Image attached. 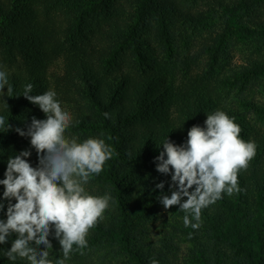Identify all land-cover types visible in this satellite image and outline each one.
Here are the masks:
<instances>
[{
	"label": "trees",
	"instance_id": "16d2710c",
	"mask_svg": "<svg viewBox=\"0 0 264 264\" xmlns=\"http://www.w3.org/2000/svg\"><path fill=\"white\" fill-rule=\"evenodd\" d=\"M110 2L111 0H0V54L5 66L11 67L4 70L0 64V71L6 73L8 83L13 88L12 97H8L6 88L0 93V116H4L13 128L21 129L26 128L33 116L37 119L45 118L38 106L20 96L25 85L29 83L33 85L32 95H40L51 89L55 91V99L60 104L73 108L83 105L86 111L76 115L72 112L74 116L67 129L83 134H99L113 150L112 158L103 166L104 177L99 173L89 179L94 188L100 189L96 192L99 197L104 194L105 189L112 198L104 212L107 225L97 222L93 227L97 231L93 238L98 239V236L118 238L121 242L119 247L125 250H123L125 257L120 256L122 257L120 264H151L153 259L159 264H176L177 259L173 257L174 260L171 261L169 257L174 255L177 251L175 249L180 248L181 243L186 240V238L182 240L186 236L181 232L183 231L181 222L178 221L175 225L167 224L170 230L165 228L164 232L167 235L161 234L159 239L151 237L148 224L144 223L147 220L154 225L156 217L150 214L151 206L159 203L163 195L161 190L155 188V184L164 181L163 191L170 194L168 189L170 176L160 174L156 170L141 175L123 174L120 165L124 162H154V157L162 150L160 147L167 137L179 145L187 139V132L192 126L203 127L207 115L222 111L240 127V138L256 145L255 156L252 159L257 163L250 170L242 169L238 172L242 205L249 210L251 203L255 204L254 197L257 198L254 192L259 191L261 185L259 162L262 161L261 165L264 167V131L257 129L245 114L233 107L219 108L212 95L195 81L187 80L177 85L170 83L163 71L165 64L152 57L145 47V41L133 39L128 45L129 36L120 23L109 27L107 34L109 42L115 38L117 40L115 42L112 40V43H108L99 51L73 44V40L70 39L67 48L65 46L62 48L64 52L61 55L60 74L52 75L51 81L49 68L53 61L52 55L56 51L59 52V43L62 42L60 34L64 33L67 37L100 12L112 11L113 9L109 7ZM129 2L131 9L129 23L130 19L140 22L147 12L157 13L172 27L196 18V15L183 11L175 0H129ZM240 2L241 8L245 7L253 13L250 21L255 23L256 29L264 28V17L257 18L254 14L257 10L264 9V0ZM55 12L65 14L66 25L61 26L62 17L57 20ZM72 27L75 28L72 30ZM263 34L261 32L255 37L261 48ZM166 38L170 37L166 34ZM220 39L216 40L215 45L207 46L212 61L215 62L225 53ZM119 43L125 44L128 50L118 51L116 47ZM18 57L23 59L21 61L23 67L17 65ZM126 59L129 66L125 67ZM248 62L249 68L247 71L244 69L246 73H250V70L253 73L264 72V58L249 59ZM15 67L16 70H13ZM246 105L251 107L248 103ZM105 113L108 114L107 117ZM9 144L21 145L24 150L30 149L28 138L19 136L15 131L6 132L0 128V149ZM31 152L28 159L35 166L37 156L35 150ZM4 160V156L0 155V179L4 178L7 163ZM102 179L105 184L101 188L99 186ZM2 191L3 188L0 186V195ZM135 196L137 200L131 204ZM222 196H225V193H222ZM221 199L225 205V199ZM215 203L208 208H212ZM210 217L204 213L205 221L210 222ZM0 219H6L3 212H0ZM262 227L260 233L264 235V226ZM13 239L15 235L8 238L7 244L0 245V264H28L26 259L18 258L13 262L5 256V251L10 248ZM194 239L200 241L197 233ZM216 240L214 237L213 241ZM158 242L160 246H157ZM225 243L229 245L231 253L227 255L223 251L220 254L219 246L215 244L213 249L208 248L214 253V257L205 264H264V237H259L257 243L260 244V248L254 247V250L240 240L231 242L226 239ZM81 250L83 249H77L74 245L72 252H75V255L85 252ZM115 251L114 249L111 251L109 258L106 254L107 257L102 264L119 261L118 257L112 256L117 253ZM237 251L245 253V256L239 259V256H235ZM78 257L70 254L66 264H90L84 260V255Z\"/></svg>",
	"mask_w": 264,
	"mask_h": 264
},
{
	"label": "clouds",
	"instance_id": "9594fccd",
	"mask_svg": "<svg viewBox=\"0 0 264 264\" xmlns=\"http://www.w3.org/2000/svg\"><path fill=\"white\" fill-rule=\"evenodd\" d=\"M5 88L8 97H12L13 88L6 73L0 71V93ZM32 90L29 83L20 96L38 106L44 119L33 116L21 129L13 128L0 116V128L15 131L28 138L30 144V149L8 159L4 178L0 179V212L6 217L0 219V245L15 235L5 251L9 261L21 258L28 264H53L47 251L52 248V237L63 253L55 264H66L74 245L77 249L87 247L89 230L109 207L110 194L90 195L84 185L103 170L113 150L103 139H67L65 131L72 116L55 99V91L32 95ZM240 131L224 112L216 111L206 116L203 127L192 126L181 144L168 137L162 143V150L154 157L155 170L170 176V194L163 191L164 181L156 183L155 188L163 193L158 202L165 210L178 206L185 213V227L198 229L203 208L221 199L222 193L230 196L240 191L238 172L247 168L256 150L254 142L240 138ZM31 150L37 156L35 166L28 159ZM151 264L159 262L153 259Z\"/></svg>",
	"mask_w": 264,
	"mask_h": 264
},
{
	"label": "rangeland",
	"instance_id": "374dc122",
	"mask_svg": "<svg viewBox=\"0 0 264 264\" xmlns=\"http://www.w3.org/2000/svg\"><path fill=\"white\" fill-rule=\"evenodd\" d=\"M178 2L183 11L189 12L192 15H196V18L189 22H181L176 24L175 27L168 25V21L154 12H147V14L141 19L140 22L130 19V2L129 0H111L109 7L112 11L100 12L99 15L93 19L87 20V24L81 25L80 29H76L74 33H70L66 37L64 33L60 34V48L59 52L56 51L53 55V61L49 68V77L52 81V75L60 74V66L62 61L63 47L69 45V40H73V44L79 46H85L88 50H101L108 43L115 42L117 38L112 39L109 42L107 34L109 33V27L112 28L115 23H120L125 27L128 45L133 39L146 42V49L152 54V57L161 60V64L164 68V73L167 80L174 84L185 83L187 80L195 81V83L203 88L207 93L209 92L215 104L220 108L223 106H230L239 112L246 115V117L252 122V124L264 131V72L256 73L250 70V73H246L244 69L248 67L249 59H261L264 58V41L261 44L256 43L257 34L263 32L264 28L256 29L255 23L250 21V17L253 13H250L245 7L241 8L239 5L240 0H175ZM257 1V0H256ZM240 4H242L240 2ZM255 17L263 18L264 9L257 10ZM57 20L62 17L61 26L66 25L65 14L59 12L54 13ZM72 22V20H71ZM75 27H72V30ZM168 29V30H167ZM168 32H167V31ZM253 30L254 34H253ZM258 31V32H256ZM68 33V32H67ZM169 36L170 38H166ZM264 38V34L262 35ZM67 38H69L67 40ZM124 36L121 37L123 40ZM221 38L222 45H224L225 53L222 57L219 56L218 60L212 61L210 51L207 50V46L215 45L217 39ZM125 44L119 43L117 50H128L125 48ZM130 48V47H128ZM132 48H138V46H132ZM2 55L0 54V64L4 70L11 69L10 66H5L2 61ZM23 59L17 58V65L22 66ZM125 60L124 66H129V63ZM164 62V63H163ZM18 68V67H17ZM16 70V67L13 68ZM51 90V89H50ZM246 103L250 104L246 105ZM63 110L67 111L73 117L76 114H80L86 111L83 105L78 107H70L65 104H61ZM72 112H74L72 114ZM65 137L69 140L76 138L77 142H83L88 138L103 139V136L99 134H83L79 131H71L66 129ZM104 140V139H103ZM6 149V150H5ZM24 150L21 145L9 144L0 149V155L4 156L5 160L14 157L20 151ZM264 160V158H263ZM257 163L251 159L245 170H250L254 164ZM259 162L261 168L260 173V187L259 191L254 192V201L252 202L249 210L243 204L241 193L234 192L232 195L225 193L222 198L225 199L226 204L219 199L212 208H203L201 210L200 227L193 229L190 226L185 227L183 223L184 212H180L178 206H173L168 210H165L160 203H155L151 206L150 214L155 216L154 225H151L147 220L144 221L148 224V228L151 231V237L159 239L162 235H167L164 231L168 228L167 224L175 225L178 221L183 226L181 231L186 238L181 243L180 248L174 255L170 256V260L173 261L175 257L178 264H205L211 261L214 257V253L208 248L213 249L215 244L219 247L220 254L231 253L229 245L225 243L228 239L231 242L243 241L247 244V247L260 248V244L257 243L259 237H264L260 233L262 226H264V167ZM121 172L124 174H145L153 173L155 171V163H139V162H124L121 165ZM104 177V171L100 172ZM103 179L101 180V187ZM104 186V185H103ZM88 194L93 196L99 195V188H94L90 181L84 185ZM102 188V187H101ZM102 196L108 194L103 190ZM137 200L135 196L131 200V204H134ZM204 213L210 217V222L205 221L203 218ZM144 214V213H143ZM251 221V223H248ZM104 226L107 225L105 214L98 220ZM195 223L196 221H192ZM258 226H255V224ZM97 231L91 228L86 237L87 247L81 250L79 255H75V252L71 253V256H79L81 258L84 255V260L90 264H102L105 262L106 254L111 256V251L116 250L113 257H118L119 261H113V264H120V256L125 257L124 251L119 244L121 242L118 238L114 239L102 238L98 236V239H94L93 236ZM200 240L196 241L195 234ZM162 234V235H161ZM191 234V235H190ZM214 237L217 238L213 241ZM52 243V248L47 249L49 252V259L55 264L57 259L63 257V253L60 249V245L57 240L49 237ZM160 246V242L157 243ZM42 247V246H41ZM216 253V252H215ZM81 254V255H80ZM60 256V257H59ZM235 256H239V259L245 256L243 252H236ZM173 263V262H171ZM176 263V264H177Z\"/></svg>",
	"mask_w": 264,
	"mask_h": 264
}]
</instances>
